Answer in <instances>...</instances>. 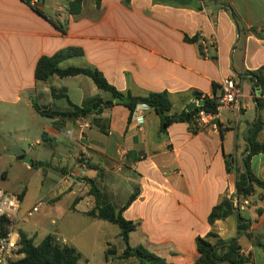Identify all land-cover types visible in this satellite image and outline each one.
<instances>
[{"label": "crops", "instance_id": "1", "mask_svg": "<svg viewBox=\"0 0 264 264\" xmlns=\"http://www.w3.org/2000/svg\"><path fill=\"white\" fill-rule=\"evenodd\" d=\"M37 1L65 32L24 0H0V127H23L19 138L8 132L19 149L34 137L38 147L30 146L34 162L28 168L44 175L39 202L26 206L28 193L16 194L22 196L12 226L17 236L23 232L37 245L48 236L36 242V232H16L20 222L28 225V211L40 206V213L46 206L51 218L92 219L100 235L113 232L118 246L105 235L99 239L107 264H139L123 258L119 228L88 215L96 207L89 179L117 211L136 194L123 213L138 224L129 236L133 249L143 247L171 264H197L196 239L214 234L237 240L248 259L243 264H264V190L257 189L240 213L248 225L242 234L237 215L209 223L212 210L236 192V173L228 171V161L242 165L253 135L264 143V95L246 76L264 67V0H83L74 13L69 5L75 0ZM67 48L84 54L63 61L61 68L97 69L119 92L134 97L167 92L173 105L169 116L188 112L192 103L215 100L222 81L231 77L242 87V111L223 113L219 132L199 131L188 121L161 132V119L152 109L130 121V111L87 76L36 79L38 61ZM36 106L56 115H42ZM74 107L91 112L64 116ZM82 117L88 130L79 128ZM258 123L262 129L254 134ZM3 135L0 148L12 154ZM35 162L46 166L35 168ZM250 169L264 182V153L251 159ZM49 235L67 245L58 234Z\"/></svg>", "mask_w": 264, "mask_h": 264}, {"label": "trees", "instance_id": "2", "mask_svg": "<svg viewBox=\"0 0 264 264\" xmlns=\"http://www.w3.org/2000/svg\"><path fill=\"white\" fill-rule=\"evenodd\" d=\"M32 9H34L40 16L48 19L53 25L65 32L64 28L58 24L52 22L42 11L37 7V4H33V0H24ZM83 0H75L69 5L70 12L78 11ZM97 4L100 0H95ZM130 0H125V3H129ZM197 38L188 39V42H195ZM84 51L79 48H67L59 51L51 57H42L36 67V79L40 81H49L52 77L57 76L61 79L72 78L77 76H87L91 78L96 86L105 92L112 94L113 98L118 101V104L124 106L130 111V121L133 119L134 113L138 106L144 105L149 109H152L161 119V132H165L166 129L176 122L188 121L192 123V119L196 112L204 110L207 112L215 113L217 109L216 100L205 99L206 103L202 107L196 108L192 112H185L180 116H169L172 111L173 105L167 92L152 93L147 97H134L131 93L119 92L114 86H112L103 73L97 69L92 68H78L71 67L63 69L60 64L70 58L83 56ZM246 76L254 82V85L261 90V95H264V67L257 71H248ZM216 90L217 86L214 85ZM260 103V101H259ZM261 106V104H260ZM36 110L46 116H55V113L48 111H41L36 106ZM91 111L88 109H80L74 107L72 113L64 114L67 117H81L86 116ZM262 129V124L258 123L255 126L254 134ZM247 156L243 159V163L240 166L235 164L234 159H230L227 163V169L229 172L235 171L236 173V192L231 198L225 199L221 204L216 206L210 216L209 223L213 225L218 220H225L232 215H237L239 220V235L246 231L248 225L245 223L244 218L240 215V212L234 205V200L242 202L243 200L251 198L257 189L264 190V182L259 181L252 174L250 169L251 159L264 153V143L260 144L256 141V137L249 139ZM88 165V163H87ZM45 164L34 163L35 168L44 167ZM90 185V194L96 199V207L88 215L98 218L103 221H107L120 229V236L126 245L123 258H135L139 261V264H171L167 263L164 259L157 257L150 253L143 247L131 248L129 246V236L134 232L138 224L127 221L123 217V213L131 206L136 199V194H133L128 200L127 204L117 211L111 204L106 203L103 200L102 193L97 187L94 180L86 179ZM22 198V196H19ZM21 200V199H20ZM15 221H11L6 218H0V238L6 237L12 230V226ZM196 246L199 252V258L197 264H243L248 259L241 255L240 247L237 240L232 239L224 241L218 239L214 234L208 235L206 238H197ZM109 258L107 253L106 259ZM81 260L80 253L73 247L63 244L54 235H48L40 244H35L32 238H28L23 232L20 233L19 252L18 257L11 261L10 264H78Z\"/></svg>", "mask_w": 264, "mask_h": 264}, {"label": "rangeland", "instance_id": "3", "mask_svg": "<svg viewBox=\"0 0 264 264\" xmlns=\"http://www.w3.org/2000/svg\"><path fill=\"white\" fill-rule=\"evenodd\" d=\"M21 126L13 124H4L0 127V133H4V139H7L11 149L13 148L14 141H9L10 130L13 131V136L19 138L22 135ZM3 142V138H0V147ZM22 150L26 152L29 159L33 155L34 149L30 146H36L34 137H30L29 141H22ZM16 144V143H15ZM17 146V145H16ZM38 146H36L37 148ZM4 153L0 148V190L10 194H21L25 191L28 193L26 206H33L34 203L39 202L41 196L44 198V190H42L44 175L31 167L28 168V164H25L22 159L17 158L16 155L10 153ZM30 169V170H29ZM2 171L7 172L6 177H2ZM46 190V184H44ZM67 196L64 197L66 199ZM66 201V200H64ZM49 207V206H48ZM33 208V207H32ZM47 207H42L40 213L29 219L28 225L20 222L17 226L16 232L19 230L23 231H34L36 232V242H40L45 236L49 234H58L61 240H66L67 245L77 249L81 255V261L78 264H86L85 259L89 260V264H107L106 253L101 250V243L103 240H99L101 235H105V240L112 245L118 246V241L114 238L113 232L103 233L100 235L96 231V222L92 219L84 220L78 218L75 223H66V219L62 218H51L46 215ZM46 215V216H44ZM55 220V224H53ZM112 225V224H111ZM26 227L28 229H26ZM114 229H118L114 226ZM104 240V241H105Z\"/></svg>", "mask_w": 264, "mask_h": 264}, {"label": "built area", "instance_id": "4", "mask_svg": "<svg viewBox=\"0 0 264 264\" xmlns=\"http://www.w3.org/2000/svg\"><path fill=\"white\" fill-rule=\"evenodd\" d=\"M37 4V0L34 1ZM243 97L242 87L235 78H226L220 85V94L215 99L217 109L215 113L200 110L196 112L192 119V125L199 131L212 130L219 132L221 130L220 119L223 113H231L239 115L242 111L241 99ZM144 105L137 107L134 116L136 117L140 111L148 110ZM79 128L84 131L90 128V124L84 120V117L79 121ZM85 164V161H84ZM234 205L241 213L246 211L249 202L248 199L242 202L234 200ZM40 206L34 207L28 211L26 216L33 217L39 212ZM21 210V200L18 195L10 194L0 190V218H6L11 221H16ZM20 237L11 230V232L3 238H0V264H10L11 261L18 257Z\"/></svg>", "mask_w": 264, "mask_h": 264}, {"label": "water", "instance_id": "5", "mask_svg": "<svg viewBox=\"0 0 264 264\" xmlns=\"http://www.w3.org/2000/svg\"><path fill=\"white\" fill-rule=\"evenodd\" d=\"M205 104L206 103L204 101H199V102H196V103H192L188 107L187 111L188 112H192L196 108L202 107ZM11 153L14 154V155H16L17 157H20L25 164H28L29 166H33V162L34 161L32 159H29L27 157L25 151L19 149L17 146L13 145V148L11 149Z\"/></svg>", "mask_w": 264, "mask_h": 264}]
</instances>
